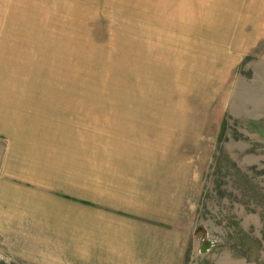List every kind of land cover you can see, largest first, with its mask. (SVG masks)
I'll return each mask as SVG.
<instances>
[{
	"label": "rangeland",
	"instance_id": "rangeland-1",
	"mask_svg": "<svg viewBox=\"0 0 264 264\" xmlns=\"http://www.w3.org/2000/svg\"><path fill=\"white\" fill-rule=\"evenodd\" d=\"M0 35V116L24 115L0 184L26 191L0 264H67L89 210L183 225L180 264H264V0H0Z\"/></svg>",
	"mask_w": 264,
	"mask_h": 264
},
{
	"label": "crops",
	"instance_id": "crops-1",
	"mask_svg": "<svg viewBox=\"0 0 264 264\" xmlns=\"http://www.w3.org/2000/svg\"><path fill=\"white\" fill-rule=\"evenodd\" d=\"M18 42V38L13 39L8 35H0V60H8L10 58L11 46ZM28 43L31 45L32 42L24 41V51H26ZM34 90L35 88L32 91L30 90V92ZM28 108L33 109L34 107H24L23 111L27 110L26 117L41 119L40 114H31L33 111H29ZM7 114H1L0 116V120H6L7 125L11 124L12 120H19V118H23L22 116H24L19 112H13V114L11 112V114H8L9 116ZM2 131L8 137L13 133L9 128L8 130L2 129ZM43 162L44 164L42 163V165L39 163L35 165L34 162H25V169H22L25 177L35 185L44 184L46 178L51 179L50 172H48L45 166L47 160ZM10 164L3 165L1 172H4V174L1 173L2 178L8 177L9 172L12 171L13 167ZM14 170L20 171L16 168ZM0 188L2 189L0 196H3V199H7L6 201L9 202L13 201L12 198L17 199L21 193L26 192L17 187L8 188L4 183L0 184ZM67 198L72 199L69 196ZM84 205L93 206L90 201L84 202ZM44 206L42 209L44 212H54L55 208H46ZM119 217L118 215H108L106 210L85 211L83 217V235L85 236V243L88 245L84 246L81 251H67L65 253L68 261L67 264H180L184 248L181 247L182 245L180 246L179 240L181 234L184 236L185 232L182 233L180 229L178 231V228L183 225H177L172 220L173 223L167 220H159L151 222L143 221V223L141 221H131L132 223L128 222L129 225L125 227ZM141 223L148 225L147 227L142 226ZM124 242L126 244H123ZM62 254L64 255V253H61L60 258H64Z\"/></svg>",
	"mask_w": 264,
	"mask_h": 264
}]
</instances>
